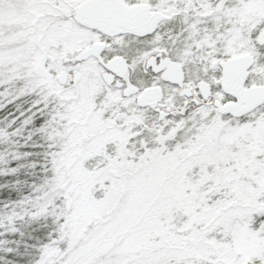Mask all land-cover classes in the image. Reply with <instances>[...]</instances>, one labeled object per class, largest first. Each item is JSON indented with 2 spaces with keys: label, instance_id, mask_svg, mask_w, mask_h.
<instances>
[{
  "label": "snow or ice",
  "instance_id": "obj_1",
  "mask_svg": "<svg viewBox=\"0 0 264 264\" xmlns=\"http://www.w3.org/2000/svg\"><path fill=\"white\" fill-rule=\"evenodd\" d=\"M3 112L5 264H264V0H0Z\"/></svg>",
  "mask_w": 264,
  "mask_h": 264
},
{
  "label": "trees",
  "instance_id": "obj_2",
  "mask_svg": "<svg viewBox=\"0 0 264 264\" xmlns=\"http://www.w3.org/2000/svg\"><path fill=\"white\" fill-rule=\"evenodd\" d=\"M10 110H11V106H10V108L7 111H10ZM6 114H7V112L0 113V117H3ZM23 150H26V149H23ZM12 179H13L12 177L0 178V184L5 183L6 181H11ZM4 194L8 195L9 197H11L13 195V193L10 192V191H8L6 193H0V195H4ZM10 239H11V237H10ZM0 255H3V253H0ZM0 264H5V262L4 261H0Z\"/></svg>",
  "mask_w": 264,
  "mask_h": 264
}]
</instances>
